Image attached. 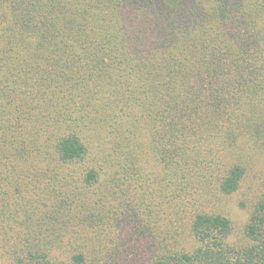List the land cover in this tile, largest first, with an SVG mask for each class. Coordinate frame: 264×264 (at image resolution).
I'll use <instances>...</instances> for the list:
<instances>
[{
    "label": "trees",
    "instance_id": "obj_1",
    "mask_svg": "<svg viewBox=\"0 0 264 264\" xmlns=\"http://www.w3.org/2000/svg\"><path fill=\"white\" fill-rule=\"evenodd\" d=\"M261 176L264 0H0V264H264Z\"/></svg>",
    "mask_w": 264,
    "mask_h": 264
},
{
    "label": "rangeland",
    "instance_id": "obj_2",
    "mask_svg": "<svg viewBox=\"0 0 264 264\" xmlns=\"http://www.w3.org/2000/svg\"><path fill=\"white\" fill-rule=\"evenodd\" d=\"M264 177V176H261ZM263 178L253 179L248 176L243 182L240 190L229 196L221 197L217 201L221 205L222 209L232 218L234 223V232L232 234L233 241L241 242L244 232V226L248 219V210L246 209L251 204V201L259 195L262 186L261 180ZM242 201H245V206L242 205Z\"/></svg>",
    "mask_w": 264,
    "mask_h": 264
}]
</instances>
